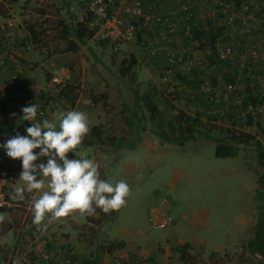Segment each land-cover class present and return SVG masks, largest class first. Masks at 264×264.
Returning a JSON list of instances; mask_svg holds the SVG:
<instances>
[{
	"label": "rangeland",
	"instance_id": "obj_1",
	"mask_svg": "<svg viewBox=\"0 0 264 264\" xmlns=\"http://www.w3.org/2000/svg\"><path fill=\"white\" fill-rule=\"evenodd\" d=\"M90 1L0 0V19L3 16L15 18L20 33L31 44L29 49L18 48L13 55L6 54L8 62L0 68V122L6 127L25 122L20 118L21 109L29 103L40 106L37 121L52 120L61 111H85L89 128L94 124L103 126L105 142L74 150L69 158H92L99 165L101 179L125 180L129 194L117 209L105 212L96 207L91 215L73 210L58 217L55 238L43 244L41 237L36 239L37 233L42 231L43 234L57 222L48 223L51 213H47L40 225L34 223L31 202L39 190L25 191L23 200L13 199L14 189L24 183L16 176L22 171L21 162L0 148V168L10 175L8 198L12 202L10 206L0 207V238L3 237L0 264H82L94 256H98L100 264H112L116 258L121 260L120 264H264L262 254L249 250V242L255 236L262 210L264 212V159H261L262 164L258 161L259 152L264 151V135L255 122L260 116L261 125L264 123V99L259 101L263 105L260 115L252 114L251 123L247 122L250 114L245 117L235 114L234 107L229 108L231 118L228 113L220 118L208 111L199 113L198 128L210 129L212 138L194 134L193 139L178 145L157 134L164 130L171 139L184 130L178 129L184 125L177 120L180 110L197 115L190 103L196 101L197 95L192 94L191 100L181 91L184 82L176 78L177 70L186 73L201 61L212 66L208 77L216 84L229 81L237 74L236 86L242 92L245 83L252 88L258 86L256 77L250 76L240 63V55L244 53L236 45L239 38L229 37L222 44H233V68H228L221 59L212 61L208 57L209 45L199 51L196 50L198 43L192 42L185 50L188 57L184 55L183 63L170 68L165 74L168 78L164 79L159 68L162 58L148 54L153 46L146 42L150 35L145 32L148 28H153L150 32L155 30L156 25L161 32L166 26L138 19L141 16L133 17L125 9L130 0H122L123 4L115 5L114 10H118L117 15L123 20H133L144 27V32L140 33H145L146 43L137 34L132 40L115 43L94 33L82 43L77 42L76 51L67 49L69 41L74 39L71 28L87 16ZM161 1L176 17L168 14L176 22L178 36L172 37L175 41L180 39L179 32L185 34L187 23L190 27L198 23L195 18L203 22L211 20L216 11V0H191V6L196 5L197 9L186 19L178 10L182 0ZM249 1L250 6L244 13L255 23L258 18L257 22L263 27L264 0ZM144 2L142 10L146 16L156 12L167 14L160 9L145 11ZM242 26L243 22L237 20L230 28L234 31ZM245 28L249 33L244 39L250 42L254 34L249 26ZM260 36L256 38L257 44L264 43V37ZM171 48L180 49L179 45ZM132 56L136 64L122 73ZM261 62L264 63V57ZM53 76L65 80L66 85L60 88ZM69 85L75 88L73 103L60 91L68 90ZM135 90L139 94L151 92L159 108L157 117L150 119L141 103L138 117L134 118ZM184 104L191 107L185 108ZM26 122L31 125V121ZM25 129L20 127L17 132L26 135ZM16 133L0 131V143ZM232 133L238 138H246L245 133L251 137L248 143L236 144V156L216 157V143L228 140ZM111 138H119L124 144H117ZM161 198L167 200L162 212L167 213L172 222L154 228L149 223V210L159 204ZM262 222L260 236L264 238ZM117 242L123 244L117 246ZM113 243L115 246L110 249ZM184 243L186 246L181 248Z\"/></svg>",
	"mask_w": 264,
	"mask_h": 264
},
{
	"label": "clouds",
	"instance_id": "obj_2",
	"mask_svg": "<svg viewBox=\"0 0 264 264\" xmlns=\"http://www.w3.org/2000/svg\"><path fill=\"white\" fill-rule=\"evenodd\" d=\"M39 107L37 103H29L21 109V120L31 121L26 135L17 132L0 143V148L9 157L19 158L22 166L19 177L24 183L14 189L13 199L23 200L25 191L39 190L31 202L37 225L47 213L62 217L78 210L91 215L96 207L107 212L123 205L129 194L125 180L101 179L99 165L92 158L67 155L70 151L74 153L89 133L88 114L74 109L61 111L52 120L37 121ZM41 157L46 160H40Z\"/></svg>",
	"mask_w": 264,
	"mask_h": 264
},
{
	"label": "trees",
	"instance_id": "obj_3",
	"mask_svg": "<svg viewBox=\"0 0 264 264\" xmlns=\"http://www.w3.org/2000/svg\"><path fill=\"white\" fill-rule=\"evenodd\" d=\"M248 3L250 2L249 0H246ZM219 2H222L223 4L221 5ZM240 2H245V0H217L216 3V11L214 12V16L211 20H207L206 22H203L202 20L200 21L198 18H195V20L197 19L198 23H196L194 26H190V33L191 35H185L184 33L180 34L179 32V39L178 41L172 40L174 38H172L174 35L178 36V32H176L172 37L169 35V39H162L159 41V43L157 44H153L150 40V36L148 38H146V42H148L149 45L153 46L152 48H156V51L154 54H151L150 52H148V54L151 55H157V57H161V62L162 61H166L167 55L166 53L169 50H175L176 48H171L172 46H176L179 45L180 49H184L187 50L188 46L190 44H192V42L198 43L197 45V49L196 50H205V46L209 45L211 52L208 54V57L212 60V61H216L218 62L219 59H221L218 55V48L220 46H222V44L229 39V37L232 38H239V40L236 42V45L238 46V50L241 53L247 54L248 53V49L250 46H252L253 41H256V38H259V36L261 35L262 37H264V26L261 27L259 24H257L256 26L258 27L257 29H255L253 27V20L252 18H249L244 12H242V14L240 13L239 16L236 18V20H239L240 17L242 16V18L245 19V25L249 26L250 29H252L250 32H252L254 34V39L253 41H251L249 44L248 42L244 39V37L246 36V34H243L240 32L239 29L236 30H232L231 28H228V30L226 31L225 26L222 23V17L224 16V13L221 9V7H226L229 3H233V4H239ZM258 2V0L256 1V3ZM191 3V0H190ZM191 5V4H190ZM247 5V4H246ZM250 6V3L248 4V7ZM197 9V6H191V8L188 10V12L190 13V15L192 14V12L194 10ZM228 10H230L228 8ZM240 12V11H239ZM90 14L91 12L88 11L87 8V16L83 18V20H81L80 22H77L71 29H72V33L74 36L73 40L69 41V45H68V50L70 51H76L78 49V44L82 43L83 41L91 38L94 35V30L91 29L89 27V20H90ZM189 15V16H190ZM133 17H138L136 15H134ZM254 19V18H253ZM256 19V18H255ZM254 19V20H255ZM194 20V21H195ZM190 21V20H189ZM200 21V22H199ZM249 21V22H248ZM188 24V23H187ZM186 24V25H187ZM28 28L31 27L28 26ZM154 31H158V30H154ZM185 31V30H184ZM32 35V32H29ZM137 35H140V32L137 33ZM27 37L30 38V35H27ZM34 37V35H33ZM106 40H110L111 39L107 38ZM223 40V42H222ZM144 41V40H143ZM114 42V41H112ZM145 41L143 43H146ZM116 43V42H115ZM117 43H122V42H117ZM167 43V45H166ZM248 44V45H247ZM241 49H243L244 51L242 52ZM188 53H184V55L186 57H188L187 55ZM243 55V54H242ZM240 55V56H242ZM185 60V58H184ZM223 61V63L229 68H233V66L230 63L229 59H221ZM263 60V57H261L259 59V62L261 64V66L263 67V69L260 67V69H258V72L260 73H264V63H262L261 61ZM160 62V63H161ZM177 62V61H176ZM174 62L173 64L170 65V68L173 67H178V64L181 63H176ZM207 62V61H206ZM216 62H212V63H216ZM201 61L199 62V64H194L196 65V67H193L194 65H192L189 69L188 72L186 73H180V71H176L175 72V76L176 78H178L179 80H181L182 82H184V86L180 89H182L181 91L184 92L186 94L187 98H190L191 100L192 94H196L197 95V99H195L196 101H191L190 103L192 105H195L197 102V106H201V100L202 102L207 105L205 106L208 110V112L210 113H214L215 115H219L220 117H223L225 113H228L229 118H231L230 113L231 111L229 109H227L224 105H219L217 107V110L213 112V107L211 105L210 102H208V99L206 98V94L202 93L201 91L197 90L196 88H198L199 86V82L201 81V69H200V65L201 64H206V63H201ZM136 64V59L132 56L128 65L122 70V73H127L131 67L133 65ZM208 65V64H207ZM160 68V65H159ZM161 69V68H160ZM252 71H254V66L251 67ZM210 73V72H209ZM3 77H6V75H2ZM208 76V74H207ZM237 76L234 75L233 77L230 78V82H232L233 84H236V79L235 77ZM234 79V80H233ZM249 83H245V87H244V95L246 100H250L253 103H259L262 105V102L260 103L259 101L263 100V98L259 99V94L257 93L258 87L259 86H253L252 85L249 87L248 86ZM153 91L156 90V88H154V86H152ZM74 86L69 85L68 86V90H60L61 93H63L64 97L68 98L69 101L71 103L74 102L75 100V93H74ZM192 90H194L195 92H193ZM66 91V92H65ZM240 92H242L239 89ZM135 94V103L134 105L136 106V112H135V116L134 118L138 117V109L141 108V103L144 105V108L148 111L149 114V118L153 119L155 117H157V115H159V108L157 106V104L154 102L153 97L151 92L145 93V94H139V92L137 90H135L134 92ZM190 100H187V102ZM185 108H189L191 107L190 105L184 104ZM230 107H234V106H230ZM205 108V109H206ZM235 108V107H234ZM228 110V111H227ZM197 115L195 114L194 116H191L190 114H188L185 111L180 110L178 112L177 115V120L179 119V123H183L184 125L179 127L178 129L183 128L184 130L178 134H176L175 136H173L171 139H169L166 135V132L164 130L163 133L162 131L157 132V134H159L161 137H164L165 139H168L170 142H174L178 145H183L187 140L189 139H193L194 138V134H200L205 138H212V136L209 134L210 133V129L207 130H200L198 128V124L201 123V119L199 118L198 115H200L199 113H203L206 114V110H204L203 112H200L198 110H196ZM262 111V109H261ZM235 114H237L236 110H235ZM253 114H257L260 115L259 112H255ZM248 115V114H247ZM252 114H250L248 116V123H251L252 121ZM259 117L257 116V120L255 121L257 123V127H261L262 129V134L264 135V123H262L259 121ZM232 122V120H231ZM7 126V125H6ZM2 122H0V131H4V132H8V133H16L20 127H28L30 126L29 122H20L18 124H16L13 127H6ZM226 130H230L229 128ZM245 136H247L246 138H238L237 135L234 137L233 133L232 136H230L229 138H227L228 140L225 141H218V143H216L215 149H214V155L216 157H234L236 156V154L238 153V149L236 144H240V143H248L249 142V137H251L248 133H245ZM114 139L115 142H117V144H124L122 142L121 139L119 138H111ZM105 142V130L103 128V126L101 124H94L90 127V131L89 133L84 137L82 144L80 146L77 147V149L75 150H79V149H87L88 147L94 146V145H100V144H104ZM257 145H259V147L261 146V143L258 142V140H256ZM67 155L69 157L73 156L72 152L67 153ZM264 159V151L263 152H259L258 154V161H260V164H262V160ZM21 171H18L16 173V176H19ZM13 173V172H12ZM261 216H260V222L258 223L256 229H255V236L252 240H250L249 242V250L252 253H257L258 254H262V256L264 257V238H261V229L263 228V222L264 219L261 221V218L264 217V212L262 210L261 212ZM262 222V223H261ZM118 244V245H117ZM117 246H121L123 243L122 242H117ZM115 244H111L110 245V249L111 247H114ZM186 246V243L181 244L180 247L184 248ZM60 264V263H58ZM82 264H100L98 262V256H94L92 259H88L85 261H82Z\"/></svg>",
	"mask_w": 264,
	"mask_h": 264
},
{
	"label": "built area",
	"instance_id": "obj_4",
	"mask_svg": "<svg viewBox=\"0 0 264 264\" xmlns=\"http://www.w3.org/2000/svg\"><path fill=\"white\" fill-rule=\"evenodd\" d=\"M217 3V0H216ZM221 5L222 2H219ZM117 4H123L122 0H91L88 4V11L91 12L89 27L94 30V33L97 34L101 39H112L115 42H127L135 38L138 32L143 30V26L135 21L123 20L121 17H118V10H114V6ZM247 4V5H246ZM248 2H240L239 4L229 3L226 7H221L224 16L222 17V23L226 28V31L230 26H232L237 20L236 18L239 14L248 9ZM143 0H130V4L125 7L126 11L131 15L143 16L145 19L152 18L156 22H160L166 26L165 30L153 31L151 34V42L153 44L159 43L162 39L171 38L176 31V22L173 20L170 15L156 12L153 15L146 16L143 13L142 6ZM120 6H117L119 9ZM191 8L190 0H182L178 6L179 12H181V17L185 15V18L188 19L190 13L188 10ZM228 8L230 10H228ZM240 11V12H239ZM243 22V26L239 29L241 33H249V29L245 28V19L240 17ZM19 22L13 17L3 16L0 19V68H4L8 62L6 54L13 55L14 51L18 48L29 49L31 44L24 35L20 33ZM188 25V24H187ZM185 26V35L190 36V27ZM169 35L171 37H169ZM254 36L252 37V41ZM252 46L249 47L248 53L240 56L241 64L246 72L250 76L256 77V82L258 84L257 93L259 94V99L264 97V73L258 72V69L261 66L259 59L264 57V43L257 44L256 41H253ZM222 45L218 48V55L221 59H229L232 65L235 64L232 58V46ZM156 48H151L149 52L154 54ZM184 49H178L177 51L169 50L166 55V61L160 63V68L164 79L168 77L165 76L166 72L170 70V65L174 62L181 63L184 61ZM11 60V59H9ZM176 62V63H177ZM254 66V71L251 67ZM212 66L207 64H201L200 69L201 81L199 82L197 90L205 93L208 102L211 103L213 107V112L217 110L219 105H224L227 109L230 106H234L237 114L245 117L247 114H253L255 112H260L262 107L259 103H253L250 100H246L243 92L239 91V88L236 84H233L230 81H224L222 83L216 84L215 81L210 79L207 74L210 72ZM169 72V71H168ZM52 79L57 83L60 88H63L66 84V81L59 79L57 76H53ZM195 92L194 90H192ZM11 191V182L10 175L7 170L0 168V207L12 205L11 200L8 198ZM167 200L165 198L160 199V203L151 206L149 210V223L154 228H161L169 225L172 222V218L166 213L162 212V205L165 204ZM120 259H115L112 264H120ZM71 264V263H64Z\"/></svg>",
	"mask_w": 264,
	"mask_h": 264
},
{
	"label": "crops",
	"instance_id": "obj_5",
	"mask_svg": "<svg viewBox=\"0 0 264 264\" xmlns=\"http://www.w3.org/2000/svg\"><path fill=\"white\" fill-rule=\"evenodd\" d=\"M145 11H149V12H151V11H155V10H157V9H160L161 11H163V12H165V13H167V14H171L172 16H173V13L169 10L168 11V9L166 10L165 9V5H166V3H163L161 0H145ZM162 3V4H161ZM163 9V10H162ZM171 12V13H170ZM256 14H257V12H256ZM174 17V16H173ZM174 18H176V17H174ZM138 19H140V20H145V21H148V20H152V21H155V20H153L152 18H149V19H145L143 16H141L140 18H138ZM256 21V23L255 22H253V27L255 28V29H257L258 27L256 26L257 24H259V22H257L258 21V18L255 20ZM263 21V20H262ZM156 22V21H155ZM156 28H155V30H158V28H159V25H156L155 26ZM150 29H153V28H148V30L145 32V33H147L148 35H150L154 30H152V32L150 33ZM159 29H161V28H159ZM142 32H144V30H142ZM145 33H140V35H141V37H142V40H144L143 39V34L145 35ZM261 38H263L262 36H260ZM250 42H251V40H249ZM144 42V41H143ZM250 42H248V44L250 43ZM247 44V45H248ZM241 51L243 52L244 50L243 49H241ZM198 103V102H197ZM201 103H202V105L201 106H196V105H194V108L193 109H195V110H198V111H200V112H203L204 110H206L205 109V105H204V103L201 101ZM190 108V107H189ZM206 111H208V110H206ZM228 111V110H227ZM57 219H58V217H54V216H52V214L50 215V217H49V219H48V223H52V222H57ZM59 222H57L55 225H53L51 228H49L46 232H43V234H42V231H40V232H38L37 233V238L36 239H43L42 240V243L43 244H45V243H49V242H51L50 240L51 239H54L55 238V236H54V231H56V232H58V228H59V224H58ZM38 236L39 237H41V238H38ZM44 237V238H43ZM3 237L2 238H0V240H1V243L3 242ZM35 239V240H36ZM2 254H3V252L2 251H0V256L2 257Z\"/></svg>",
	"mask_w": 264,
	"mask_h": 264
}]
</instances>
